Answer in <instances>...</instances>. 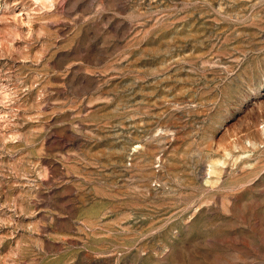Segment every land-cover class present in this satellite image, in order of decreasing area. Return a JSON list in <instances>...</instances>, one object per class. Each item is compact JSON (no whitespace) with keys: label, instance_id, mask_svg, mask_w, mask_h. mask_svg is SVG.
<instances>
[{"label":"rangeland","instance_id":"obj_1","mask_svg":"<svg viewBox=\"0 0 264 264\" xmlns=\"http://www.w3.org/2000/svg\"><path fill=\"white\" fill-rule=\"evenodd\" d=\"M0 264H264V0H0Z\"/></svg>","mask_w":264,"mask_h":264}]
</instances>
